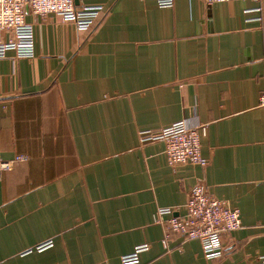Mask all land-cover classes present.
Masks as SVG:
<instances>
[{
	"label": "crops",
	"instance_id": "0c3cea01",
	"mask_svg": "<svg viewBox=\"0 0 264 264\" xmlns=\"http://www.w3.org/2000/svg\"><path fill=\"white\" fill-rule=\"evenodd\" d=\"M76 6L103 7L93 30L27 10L34 57L0 59V163H11L0 182V264H122L145 245L138 264L263 257L264 0ZM182 121L206 127V167L173 168L163 141L141 143V132ZM198 185L241 214L220 258L180 236L163 244L159 210L183 214Z\"/></svg>",
	"mask_w": 264,
	"mask_h": 264
},
{
	"label": "built area",
	"instance_id": "2783aa9c",
	"mask_svg": "<svg viewBox=\"0 0 264 264\" xmlns=\"http://www.w3.org/2000/svg\"><path fill=\"white\" fill-rule=\"evenodd\" d=\"M244 0H205L209 5L232 3ZM261 2L262 0H251ZM161 8H172L174 0H156ZM27 10L35 16L54 15L64 22L72 23L79 32H90L96 26L101 6H76V0H0V35L8 34L7 41L0 38V59L11 51L17 58H33L35 54V29L26 22ZM262 14V7L255 10ZM262 22V16L257 19ZM264 102V98L262 99ZM206 127H190L186 121L177 122L155 133H140L142 144L163 141L165 154L171 167L194 165L206 167L209 161L202 155V138ZM19 156L16 161H26ZM10 162L0 163V182L3 172L9 170ZM157 223L164 228L163 244L168 247L173 236L184 241H199L207 259L224 255L223 237L242 228L241 214L218 198L210 196L204 186H195L190 192L184 213L176 214L171 208L159 210ZM52 243L37 248L42 251ZM149 246L136 248L134 254L124 256L122 264H138V255ZM249 264H264V256Z\"/></svg>",
	"mask_w": 264,
	"mask_h": 264
}]
</instances>
